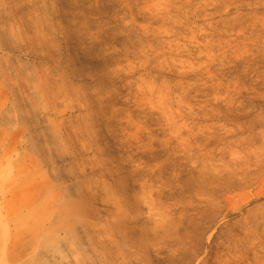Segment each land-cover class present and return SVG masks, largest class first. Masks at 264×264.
Wrapping results in <instances>:
<instances>
[{"label":"rangeland","instance_id":"1","mask_svg":"<svg viewBox=\"0 0 264 264\" xmlns=\"http://www.w3.org/2000/svg\"><path fill=\"white\" fill-rule=\"evenodd\" d=\"M0 264H264V0H0Z\"/></svg>","mask_w":264,"mask_h":264},{"label":"bare ground","instance_id":"2","mask_svg":"<svg viewBox=\"0 0 264 264\" xmlns=\"http://www.w3.org/2000/svg\"><path fill=\"white\" fill-rule=\"evenodd\" d=\"M136 136H137V134H136ZM184 136V135H183ZM182 137V136H181ZM171 140V139H170ZM177 141H179V140H177ZM209 166V165H208ZM205 170V169H204ZM123 172V171H122ZM201 172V171H200ZM210 172V171H209ZM197 173V172H196ZM196 175V174H195ZM202 175V174H201ZM208 175V174H207ZM206 175V176H207ZM196 177V176H195ZM208 178V177H207ZM202 180V179H201ZM218 181V180H217ZM221 181V180H220ZM189 186V185H188ZM220 186V185H219ZM210 187V186H209ZM212 187V186H211ZM180 188V187H179ZM200 188V187H199ZM220 188V187H219ZM222 189V188H221ZM209 191V190H208ZM178 193V192H177ZM181 193V192H180ZM209 193V192H208ZM220 196V195H219ZM224 196V195H223ZM213 201V200H212ZM217 201V200H216ZM222 201V200H221ZM206 203H207V201H206ZM219 204V203H218ZM206 219V218H205ZM207 221V220H206ZM208 222V221H207ZM207 226V225H206ZM193 231H195V230H193ZM202 234V233H201ZM194 235V234H193ZM196 235V234H195ZM213 235V234H212ZM193 246V250H192V247ZM188 247V246H187ZM189 249H191L192 251H196L198 248H197V246L196 245H189V247H188V250Z\"/></svg>","mask_w":264,"mask_h":264}]
</instances>
